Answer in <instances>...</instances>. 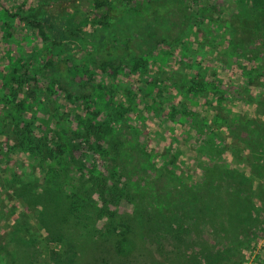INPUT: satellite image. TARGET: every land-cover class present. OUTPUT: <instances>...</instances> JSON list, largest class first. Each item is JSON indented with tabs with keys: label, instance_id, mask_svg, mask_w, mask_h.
<instances>
[{
	"label": "rangeland",
	"instance_id": "rangeland-1",
	"mask_svg": "<svg viewBox=\"0 0 264 264\" xmlns=\"http://www.w3.org/2000/svg\"><path fill=\"white\" fill-rule=\"evenodd\" d=\"M68 1L71 0H0V118L6 117L10 112L16 120H35L42 126V131L48 133L47 130L55 131L59 123L63 129H73L77 124L83 126L91 121L96 124L104 119L105 108L122 105L130 111L121 123L126 127L121 138V154L114 162L112 152L107 154L108 159H102L93 148H89L88 143L78 140L75 145L79 149L74 155H82L78 158L85 168L80 174L79 170L69 165L67 156L71 152L70 143L63 137L58 148L63 149V153L55 150L56 160L43 163L41 160H34L29 166L35 164L37 174L42 178L57 173L56 177L60 172V179L64 181L62 191L65 196L90 202L103 211L108 210V193L116 185L115 181L119 188L124 187L128 160L139 158L141 164H144L139 152L145 151L153 155L170 153L176 158L178 180L183 177V184H178L176 189L187 192V202L184 206L178 205L175 210L176 218L178 214L182 215L183 210L187 217L192 218L195 215L194 196L198 191H205V184L215 179L221 183L217 190L221 192L222 201L226 205L223 204L221 208L220 224L223 229L211 244L217 251H222L237 241H248L249 248L241 250L245 254V264H264V177H259V161L255 156V139L264 137V132L248 134L234 124L232 127H235V135L227 134L224 128L221 130L226 137L225 143L229 151L218 154L215 149L213 151V148H208L209 145L206 147V139L196 135L190 117L204 115L206 123L211 127L213 112L204 107L201 97L188 96L185 93L188 86L184 84L183 79L189 72H195L189 64L195 58L196 64L201 62L206 66L205 74L208 75L206 74L202 83L211 81L222 93L235 95L243 81L239 69L235 66L230 69L229 65L235 60L233 43L240 37H250L254 41L253 44L249 41L242 42L248 46H236L241 53L240 63L264 73V62H261L263 59L249 52L264 38V26L260 22L264 0H202L203 6H199L195 0H191L192 3L188 1L187 4L182 2L183 0H176L173 8L167 12L169 20L164 22L166 27L159 31L156 40L151 39L135 53L126 52L121 54V57L117 56L113 59V68L104 72L95 69L89 77L82 72L72 75V79L79 83L67 88L72 95L81 94L80 85L85 86V97H79V100L69 98L53 84L52 72L47 68V42L40 36L39 27L26 24V19L41 21V27L46 33L48 29H64L65 15L60 8L66 7ZM79 3V13L71 20L80 25L84 32L88 31L94 22L100 24L105 23L107 18L110 21L116 19L109 7L95 15L87 11L89 5L86 2ZM93 33L96 34L97 30ZM134 38L137 39L136 36ZM102 43L105 49L111 48L106 37ZM133 47L132 43L131 48ZM141 55L146 74L141 69L134 71L131 66L132 58ZM218 61L220 64L224 62L226 67L220 66ZM75 85L77 91L74 90ZM9 90L13 92V100L7 98ZM257 92L264 94V86L253 88L252 93L257 95ZM209 99L212 105L216 106L214 97ZM175 107L177 109L173 110ZM228 108L231 111L229 117L233 122L240 118L246 122L254 119L253 106L244 102L233 100L225 109ZM158 116L162 118L159 120ZM113 128L114 134L120 130L119 126L113 125ZM112 138L114 142H118L116 137ZM217 143L218 140L212 142ZM101 148L107 149L105 146ZM239 151L242 157L235 158V153ZM161 163L162 159L158 158L156 165ZM14 166L13 158L9 162L0 163V167L7 171ZM115 168L118 171L116 179L105 184V187L108 185L106 189L100 187L98 184L101 183V178H106ZM91 177L100 180L93 181ZM130 188L132 193L136 192L135 185ZM212 189L213 186L210 187V190ZM6 190V187H0L1 201L4 198L10 199ZM90 191L96 192L91 198L84 194ZM10 204L13 205L11 202ZM40 205L42 220L48 223L50 230L59 232L58 235L61 236L59 244L51 245L56 251L52 263L84 264L82 254L86 249L85 242L79 241L65 227L58 228L65 217L61 204L52 205L44 199ZM114 211L116 215L127 219L128 213L132 212V206L122 200L119 208L115 207ZM208 219L209 217L204 218ZM97 221L100 229L106 219L101 217ZM190 224L191 221H187L186 225L190 227ZM157 225L158 222L152 225L153 235L157 234L162 238L159 235L160 227ZM7 231L5 238L12 254L10 264H40L34 255V249L22 241V238L19 239L18 235L13 236V218ZM1 232L4 234L2 230ZM96 235V240L88 242L90 256L85 264H131L138 253V249L132 247L128 258L121 257L113 250L105 229ZM138 245L142 244L137 242L134 246ZM122 250L125 252L127 248Z\"/></svg>",
	"mask_w": 264,
	"mask_h": 264
},
{
	"label": "trees",
	"instance_id": "trees-1",
	"mask_svg": "<svg viewBox=\"0 0 264 264\" xmlns=\"http://www.w3.org/2000/svg\"><path fill=\"white\" fill-rule=\"evenodd\" d=\"M79 1L86 2L89 5L87 11L95 15L109 7L116 19L110 21L107 18L105 23L100 24L94 22L89 30L84 32L80 25L71 20L75 14L79 13L78 8L81 5ZM175 1L71 0L68 1L66 7L60 8V11L65 15L64 29H48V33H46L41 27V21L26 19V24L30 27H39L40 36L47 42L49 47L47 68L53 73H51L53 84L57 85L69 98L79 100V97H85V86L80 85L79 92H82L81 94L74 93L72 95L67 88L69 85L72 87L73 84H79L72 79V75H79L82 72L89 77L95 69L104 72L108 68H113L115 64L113 59L117 56L121 57V54L126 52L135 53L151 39L156 40L159 31L166 27L164 22L169 20L167 12L173 8ZM188 1L191 2V0L182 2L187 4ZM195 2L199 6H203L201 5L202 0H195ZM260 22L264 26V7L260 12ZM96 30L97 33L94 34L93 32ZM104 37L108 39L110 49H105V45L102 43ZM243 41L254 43L250 37H240L233 43L232 51L235 52V60L229 66L230 69L234 66L239 69V75L243 81V85L235 95L222 93L219 87L211 81L202 83L207 74H205L206 66L201 62L196 64L195 58L189 62L195 72H189L187 76H183L184 84L188 86L185 93L188 96L201 97L204 107L213 112L211 127L206 123L204 115L191 116V125L197 136H203L206 139L205 146L209 145L208 148H213V151L215 149L218 154L229 151L225 143L226 137L221 131L222 128L227 134L234 135L235 127H232L235 126L234 124L240 126L241 131L248 134L249 132H264V94L257 92V95H254L252 93L253 88L264 86V73L255 71L250 65L240 63L241 53L236 46H248L243 44ZM132 43L134 44L133 48H131ZM249 52L255 57L263 59L261 62H264V38ZM132 59V69L134 71L141 69L146 74L142 55ZM218 64H220L219 61ZM220 66L226 67V64L222 62ZM61 81L63 82L61 83ZM76 85L74 86L75 91H77ZM208 97H214L216 106L212 105ZM7 98L13 100L11 90H9ZM233 100L253 106L254 119L247 122L242 118L234 122L231 121L230 108H225ZM176 109L177 107L173 110ZM128 111L130 110L122 105L110 106L105 108L104 119L99 120L96 124L91 121L83 126L77 124V127L73 129H63L59 123V127L55 131L47 130L48 133L43 132L42 126L35 120L23 118L16 120L10 112L6 117L0 118V163L9 162L12 158L15 162V166L9 171L0 167V187H6L10 198L0 200V264H10V259L12 260V254L8 249V240L5 238L7 230L11 227L12 218L13 236L18 235L19 239L22 238V241L34 249V255L40 264H53L51 260L56 251L51 245L59 244L61 236L58 235L59 232L50 230L48 223L42 220L40 204L44 199L52 205L61 204L65 217L62 218V224L58 228L65 227L79 241L85 242L86 249L82 254L84 264L90 256L88 242L96 240V234H100L104 229L117 255L128 258L132 247L138 249L137 255L132 259L133 264H245V254L241 250L249 248L248 241H237L222 251H217L216 247L211 244V241H216L223 229L220 224L222 220L221 208L226 203L222 201L221 192L217 190V187L221 186L220 182H216L215 179L208 181L205 184L206 190L198 191V194L194 196L195 215L192 218L187 217L185 210L182 215L178 214V218H176L175 210L178 205H185L187 192L176 189L178 184H183V177L178 180L176 158L170 153L161 152L159 155H153L145 151L139 152L141 159H144V164H141L139 158L128 160L126 162L127 171L124 173L126 178L124 187L119 188L115 181L116 185L108 193L110 198L108 210L103 211L90 202H82L79 201L80 199L74 200L73 197L65 196L62 191V189L64 190V181L62 182L60 179V172L56 177L57 173L42 178L37 174L35 164L29 166L30 162L34 160H41V163L56 160L55 150H60V153H63V149H58L59 141L63 137L70 143L71 152L67 156L69 165L72 166L71 168L79 170L80 174L85 171V168L80 160L82 155L78 156L80 158L74 155V152L79 149L75 145L78 140L88 143L89 148H93V151L100 154L102 159H108L106 158L107 154L112 152L114 162L121 154L120 146L123 145L121 138H123V132L126 129L121 123ZM157 118L160 120L162 117L158 116ZM92 120L95 119L92 118ZM113 125L120 127L117 134L113 133L115 132ZM112 136L116 137L118 142H114ZM214 140H218V143L212 144ZM263 142L264 137L255 139V156L259 161L257 172L260 178L264 177ZM101 143L102 145H100ZM102 146L107 149L102 150ZM126 156L129 158V155L126 154ZM236 157H242L241 151L235 153ZM158 158L162 159L159 166L156 165ZM116 169L111 171L106 178H101V183L98 185L106 189L108 185L105 187V184L116 179L118 174ZM1 177L4 179L2 180ZM91 178L93 181L100 180L97 177ZM133 185L136 188L135 193H132V188H130ZM211 186H213V191L210 190ZM127 190L129 191L127 192ZM84 194L91 198L96 192L90 191V193L84 192ZM122 200L132 206V212L128 213L127 219L116 215L114 211L115 207L119 208ZM101 217H105L106 221L99 229L97 220ZM205 217H209V219L204 220ZM116 218L119 223L115 220ZM187 221H191L190 227L186 225ZM157 222V226L160 227L159 235L162 238L157 234L153 235L152 225ZM188 239L189 241H187ZM137 242L142 245L134 246ZM124 247L127 248L125 252L122 250Z\"/></svg>",
	"mask_w": 264,
	"mask_h": 264
}]
</instances>
